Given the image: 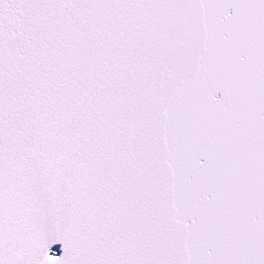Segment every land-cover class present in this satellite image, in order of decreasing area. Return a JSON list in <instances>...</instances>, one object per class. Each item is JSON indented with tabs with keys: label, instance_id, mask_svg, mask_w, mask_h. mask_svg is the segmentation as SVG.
Segmentation results:
<instances>
[{
	"label": "snow or ice",
	"instance_id": "snow-or-ice-1",
	"mask_svg": "<svg viewBox=\"0 0 264 264\" xmlns=\"http://www.w3.org/2000/svg\"><path fill=\"white\" fill-rule=\"evenodd\" d=\"M0 264H264V0H0Z\"/></svg>",
	"mask_w": 264,
	"mask_h": 264
}]
</instances>
